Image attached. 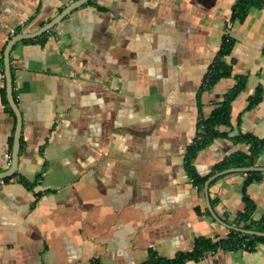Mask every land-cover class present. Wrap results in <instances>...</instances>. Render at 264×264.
Listing matches in <instances>:
<instances>
[{"label":"crops","instance_id":"0c3cea01","mask_svg":"<svg viewBox=\"0 0 264 264\" xmlns=\"http://www.w3.org/2000/svg\"><path fill=\"white\" fill-rule=\"evenodd\" d=\"M76 1L0 0V172L16 124L2 101L4 49ZM237 1L89 0L12 47L21 143L16 177L0 181V264H145L151 253L169 260L198 237L227 236L207 206L233 221L245 174L218 177L205 193L186 161L199 118H209L239 78L245 84L231 101L230 124L190 165L208 179L232 155H248L241 135L264 137V4L238 23ZM224 36L234 42L222 59L231 73L205 87ZM256 89L260 100L247 109ZM253 162L246 173L260 180L246 193L258 220L264 150ZM184 264H264V243Z\"/></svg>","mask_w":264,"mask_h":264},{"label":"trees","instance_id":"16d2710c","mask_svg":"<svg viewBox=\"0 0 264 264\" xmlns=\"http://www.w3.org/2000/svg\"><path fill=\"white\" fill-rule=\"evenodd\" d=\"M263 4L264 0H238L232 7L231 21L242 23L246 19L250 9H259ZM233 43V40L228 36H224L222 38V42L218 51L216 52V56L213 62L208 66L205 77V87L212 86L218 80L226 78L230 75V66H226L222 59L231 53ZM244 84L245 79L239 78L235 88L226 96L223 102L212 111L209 118L205 120L199 118L198 120L197 127L200 125L203 127L204 135L201 137L196 135L193 144L188 149L186 161L188 175L196 186H202L208 176L205 178H199L190 165L189 160L192 159L199 150L209 145L215 138L222 136V133L219 132V127L228 126L230 124L229 115L231 101L244 88ZM259 100L260 90L256 89L254 97L249 99L247 109L257 104ZM2 101L8 108L5 98V88L2 89ZM9 111L11 112V110ZM12 141L13 139L10 138V147L12 145ZM239 141L248 145V155L236 153L232 155L226 162L216 166L214 172H220L229 168H248L254 165L253 160L262 150H264V137L260 139L251 134H243L239 137ZM244 174L246 177L242 185L243 210L242 212L236 214V218L233 221L229 222L225 220V222L228 225H232L244 230L264 232V212L258 220L252 219V215L256 211V205L246 193V189L250 184L260 180V173L250 172ZM14 177H16V174L10 178L2 180V182H8ZM18 180L23 182V180L20 178ZM262 243H264V238L244 235L233 230H229L225 238L219 239L217 241H213L204 237L196 238L190 251L179 253L173 259H161L156 257L154 253H151L149 260L145 264H184L187 261L197 262L207 252H215L218 249L223 251H252L258 244Z\"/></svg>","mask_w":264,"mask_h":264},{"label":"water","instance_id":"95a60500","mask_svg":"<svg viewBox=\"0 0 264 264\" xmlns=\"http://www.w3.org/2000/svg\"><path fill=\"white\" fill-rule=\"evenodd\" d=\"M89 0H78L75 3L71 4L70 6L66 7L59 15H57L52 21L41 27L38 31L32 34H18L13 36L10 41L7 43L4 52H3V65H4V79H5V97L6 101L8 103V106L10 107L11 111L13 112L16 120L14 134H13V142H12V151H11V160L8 168L5 171L0 172V181L12 177L18 169V157H19V149H20V132H21V116L20 112L14 102L13 99V89H12V77H11V69H10V62H9V54L12 49V47L25 39H33L37 38L49 29H51L56 23H58L64 16H66L70 11L73 9L80 7L87 3ZM251 171L249 168H231L226 169L221 172H218L211 177H209L205 183H204V191L207 193L208 186L210 183L217 179L218 177H221L226 174H230L233 172H240V173H246ZM209 213L211 214L212 218L215 219L219 224L223 225L229 230H233L235 232L254 236V237H260L264 238V232H258V231H251V230H244L235 226L227 225L223 221H221L213 212L210 205L207 206Z\"/></svg>","mask_w":264,"mask_h":264},{"label":"built area","instance_id":"2783aa9c","mask_svg":"<svg viewBox=\"0 0 264 264\" xmlns=\"http://www.w3.org/2000/svg\"><path fill=\"white\" fill-rule=\"evenodd\" d=\"M227 25H229V23H228ZM197 135H198V137H201V136L204 135V129H203V127H202L201 125L198 126ZM5 159H6L7 161H9V160H10V155H8V154L5 155Z\"/></svg>","mask_w":264,"mask_h":264}]
</instances>
